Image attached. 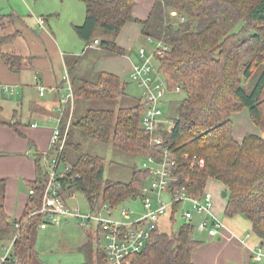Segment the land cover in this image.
Wrapping results in <instances>:
<instances>
[{
	"label": "trees",
	"instance_id": "obj_1",
	"mask_svg": "<svg viewBox=\"0 0 264 264\" xmlns=\"http://www.w3.org/2000/svg\"><path fill=\"white\" fill-rule=\"evenodd\" d=\"M81 1L85 19L73 30L86 45L97 40L99 34L98 47L104 53L123 55L115 38L125 24L137 22L143 27L144 37L167 47L166 55L153 65L168 93L179 89L183 94L173 104L171 118L167 116L173 121V131L162 134L165 146L175 157L174 187L201 197L209 180L221 183L227 193L224 216L247 220L252 235L264 246V0H156L144 22L132 17V0ZM171 12L176 13L175 19ZM4 19L8 26L12 17L0 18L1 31L6 28ZM16 35H1L0 45L11 43ZM1 59L12 73H19L24 66L23 57L16 54L1 53ZM71 85L74 95L85 101L116 103L126 97L122 82L108 73L73 77ZM138 98L131 106L116 110L88 109L79 118L70 119L67 128V117H61L64 145L60 152L57 147L50 148L45 158L47 165L55 157L58 160L63 197L81 192L89 208L98 203L119 208L139 199L147 179L144 169L133 166L126 183L103 180L104 160L83 152L80 143L84 138L133 157L154 155L149 135L140 127L143 106ZM242 109L248 111L261 136L246 134L237 143L231 116ZM184 154L203 159V166H191L182 158ZM36 161L37 176L31 186L35 195L29 196L21 219L12 221L5 215L4 182L0 181V240L10 242L16 236L8 264H45L35 251L40 217L28 216L40 203L46 180L45 169L39 165L42 156ZM178 208V204L172 206V210ZM175 217L173 214L171 224ZM15 224L20 226L17 231ZM182 224L172 233L158 229L145 248L129 258L130 264H192V253L201 242L193 237L196 222ZM80 252L82 264H107L98 242L96 247L89 244Z\"/></svg>",
	"mask_w": 264,
	"mask_h": 264
},
{
	"label": "crops",
	"instance_id": "obj_2",
	"mask_svg": "<svg viewBox=\"0 0 264 264\" xmlns=\"http://www.w3.org/2000/svg\"><path fill=\"white\" fill-rule=\"evenodd\" d=\"M132 1V17L138 22L146 21L156 0ZM0 16L12 17L8 26L4 19L6 28L0 29V36L17 34L11 43L0 45V86L12 90L9 94L0 88V181L4 182L3 211L9 220L16 221L28 205L29 191L37 176V156H42L40 167L46 168L48 161L44 157L49 153L53 130L63 115L67 121L74 117L77 95L71 85L72 78L108 73L119 78L125 96L130 98L128 86L122 80H129L132 68L142 62L139 50L150 56L153 43L142 35L141 24L130 22L115 38V44L125 52L123 55H107L98 45H86L73 30L85 19L81 0H0ZM1 53L23 57L24 66L19 73L8 70ZM38 87L46 89L42 96ZM14 96L18 98L12 102ZM245 134L249 133L235 132L234 136L233 132L238 141ZM208 185L215 187L206 190L213 197V213L218 218L224 216L226 199L221 202L218 196L223 186L213 181ZM64 199L67 201L69 197ZM239 217L228 218L229 222L222 220L223 228L215 237L198 233L205 236L192 253V264L257 263L252 259V251L260 243L252 235L250 223L237 222ZM94 238L97 244L96 234Z\"/></svg>",
	"mask_w": 264,
	"mask_h": 264
},
{
	"label": "built area",
	"instance_id": "obj_3",
	"mask_svg": "<svg viewBox=\"0 0 264 264\" xmlns=\"http://www.w3.org/2000/svg\"><path fill=\"white\" fill-rule=\"evenodd\" d=\"M147 41L153 43L150 56H146L143 49L139 50L142 62L135 65L129 73V80L138 88L143 106L140 127L149 135V142L155 149L154 155L144 157L141 166V169L147 172V179L140 189L137 200L141 205L140 211L134 213L133 209L128 207L135 201L119 208L101 204L98 210L97 206L89 208L88 213H82L79 208L70 207L67 201L63 200L64 191L58 181L60 170L55 157L51 164L44 168L46 180L40 193V203L33 206L28 215L40 217V226L58 225L72 219L76 220L80 226L94 222L97 242L107 264H130L129 258L139 254L145 248L174 204H178L179 208L176 211L183 222H196L197 233H206L210 237H215L223 228V224L213 213V197L210 192L205 191L201 197H193L183 187H174L175 157L169 147L165 146L162 138L163 133L170 134L173 131L174 124L170 118L163 116L160 109L168 91L153 65L157 59L166 55L167 47L152 38H147ZM93 44L98 45V40H95ZM0 88L5 93H12L11 89L4 86ZM38 89L40 96L46 91L44 87H38ZM175 91L179 93V89ZM63 145L64 137L58 126L52 132L50 148L57 147L60 152ZM186 157L182 156L184 160ZM44 159L46 160L45 157ZM191 164L194 165L192 162ZM195 164L202 167L203 160L198 159ZM34 195L35 191L31 189L29 196ZM73 197L71 195L69 199ZM102 214L107 217L104 218ZM14 227L15 231L20 228L19 224H15ZM15 239L16 236L7 244L0 246V264L10 262ZM263 258L264 246L258 245L252 251V259L260 263Z\"/></svg>",
	"mask_w": 264,
	"mask_h": 264
},
{
	"label": "rangeland",
	"instance_id": "obj_4",
	"mask_svg": "<svg viewBox=\"0 0 264 264\" xmlns=\"http://www.w3.org/2000/svg\"><path fill=\"white\" fill-rule=\"evenodd\" d=\"M5 7H8V6H5ZM4 11H8V9L4 8ZM175 15H176L175 12L170 13L171 18L173 19L176 18ZM122 81L125 82L128 86L126 88V91H127V94L130 95L129 96L130 98L120 97L118 101L115 103V102L102 101V100L85 101L80 96H76L75 97L74 119H77L80 116H82L84 112L88 109L116 110L119 107L131 106L134 103L133 99L139 97V91L135 87V85L128 80V78H125ZM245 85L247 86V88L250 87L249 83L247 82L245 83ZM182 96L183 94H180V93H168L167 92L165 99L160 107L164 117H167L172 114L173 104L177 100L181 99ZM17 98L18 96H14V98L12 99V102H15ZM169 117L171 118V116ZM231 120H232V132H234V136H235V132L238 133L241 131L242 133H249V134L257 132V135H260L258 134V130L255 128L256 126L251 121L248 111L246 109H242L241 112L235 113L234 116H231ZM69 121L70 120L67 121L66 128L69 124ZM235 141L237 143H240V141L236 139ZM80 143L82 145L83 152L88 153L93 156L100 157L104 160L103 180L120 181V182L126 183L131 178L132 167L136 166L137 168H141L142 163L144 161V158L133 157L131 155H128V154H125L123 152L113 149L110 145L97 143L93 140L81 138ZM183 156H187L186 160L194 164L196 160L199 159L197 156H190L189 154H184ZM203 163H204V160H203ZM50 164H51V161H50ZM190 165L192 164L190 163ZM59 170H62V169L59 168ZM209 181H208V184L211 182ZM208 188L211 189L215 187L212 185L210 186L208 185L206 186L204 190H208ZM215 191L216 189H213V192ZM219 191H220V193L218 194L219 200L223 202L224 199H227L226 188L223 186L220 188ZM222 192L226 193V196L224 198H222L221 196ZM73 196L74 197L72 199L67 200V204L70 207L79 208L82 213H88L90 210L89 204L86 198L84 197V195L81 192L75 191ZM100 205L101 203L97 204V208H96L97 210L100 207ZM140 206H141L140 202L135 201L128 207H131L134 213H138L140 211ZM29 212H31V210ZM171 212L167 216L169 220L168 218L162 219L161 222L163 224L160 223V226L162 227L160 228L159 226V230L166 232V233H169V232L172 233L171 231H176V229H178L180 226L183 225L182 224L183 221L179 218L180 215L177 214V211L173 209ZM170 214L172 216H170ZM173 214L176 217L174 218V222L171 224L170 221L173 220ZM102 215L104 218L107 217L105 214H102ZM218 219L219 221H221L222 224H223L222 220H225V222H229L231 220V219L225 218L224 216H221ZM237 219H238L237 222H240V223L244 222L245 224H248V221H246L242 217H239ZM231 222H234V221H231ZM77 223L78 222L76 220L74 221L68 220L67 223H63V224L61 222L58 225L38 226V234H37V239H36V244H35V251L38 253L43 263L45 264H82L84 262L83 253L80 252V249L83 248L84 246H88L89 244H91L93 248L95 247V244H96L95 238H94L96 234L95 223L91 222L85 226H80ZM90 228H92V231H90ZM91 232H92L93 237L90 234ZM204 236H205L204 234L203 235L198 234L197 232L193 233V237L198 241H201V239H203ZM7 242L8 240L6 239L0 240V246ZM100 245H102V242H100ZM95 254L96 253H94L93 255L94 260L96 258ZM251 264H264V258L261 263H251Z\"/></svg>",
	"mask_w": 264,
	"mask_h": 264
},
{
	"label": "water",
	"instance_id": "obj_5",
	"mask_svg": "<svg viewBox=\"0 0 264 264\" xmlns=\"http://www.w3.org/2000/svg\"><path fill=\"white\" fill-rule=\"evenodd\" d=\"M221 196H222V198H224L226 196V193L225 192H222L221 193Z\"/></svg>",
	"mask_w": 264,
	"mask_h": 264
}]
</instances>
